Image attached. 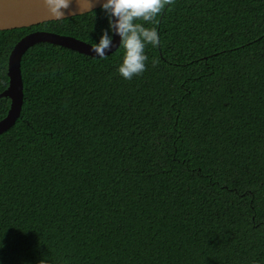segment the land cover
<instances>
[{
	"label": "trees",
	"instance_id": "trees-1",
	"mask_svg": "<svg viewBox=\"0 0 264 264\" xmlns=\"http://www.w3.org/2000/svg\"><path fill=\"white\" fill-rule=\"evenodd\" d=\"M106 26L96 8L0 31V91L25 34L93 43ZM155 27L131 80L120 47L23 54L21 114L0 134V264H264V0H171Z\"/></svg>",
	"mask_w": 264,
	"mask_h": 264
},
{
	"label": "clouds",
	"instance_id": "clouds-1",
	"mask_svg": "<svg viewBox=\"0 0 264 264\" xmlns=\"http://www.w3.org/2000/svg\"><path fill=\"white\" fill-rule=\"evenodd\" d=\"M52 19L62 20L65 9L73 0H42ZM99 2V8L107 20V26L100 29L98 39L90 44L93 55L104 58L106 50L111 48L114 37H119L118 46L122 49L116 72L125 80H131L145 70L148 56L146 46L157 47L160 34L155 27V19L162 13L171 0H76L81 8H92ZM143 22H149L147 26ZM157 61L152 59V63ZM3 244L0 243V248ZM37 264H48V255L42 256Z\"/></svg>",
	"mask_w": 264,
	"mask_h": 264
},
{
	"label": "water",
	"instance_id": "water-1",
	"mask_svg": "<svg viewBox=\"0 0 264 264\" xmlns=\"http://www.w3.org/2000/svg\"><path fill=\"white\" fill-rule=\"evenodd\" d=\"M96 8H99V2L93 4L92 8H81L77 5L76 0H73L69 8L65 9L64 18L84 14ZM49 20L56 19H52L42 0H0V31L28 27ZM39 42H49L95 56L91 51L90 42L72 35L48 30H34L21 37L9 54L7 62L8 85L0 91V98H9L10 100L6 114L0 118V134L11 128L21 114L24 100L21 61L27 49ZM118 42L119 37H114L113 46L106 50V55L119 47Z\"/></svg>",
	"mask_w": 264,
	"mask_h": 264
},
{
	"label": "flooded vegetation",
	"instance_id": "flooded-vegetation-1",
	"mask_svg": "<svg viewBox=\"0 0 264 264\" xmlns=\"http://www.w3.org/2000/svg\"><path fill=\"white\" fill-rule=\"evenodd\" d=\"M9 103H10V101H9ZM9 107V106H8ZM8 110V109H7ZM7 110H6V112H7Z\"/></svg>",
	"mask_w": 264,
	"mask_h": 264
}]
</instances>
